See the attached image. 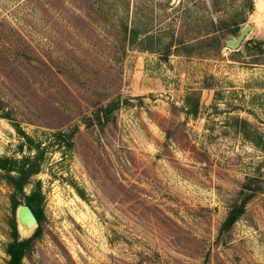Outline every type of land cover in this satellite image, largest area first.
I'll use <instances>...</instances> for the list:
<instances>
[{"label":"rangeland","instance_id":"obj_1","mask_svg":"<svg viewBox=\"0 0 264 264\" xmlns=\"http://www.w3.org/2000/svg\"><path fill=\"white\" fill-rule=\"evenodd\" d=\"M254 1L244 40L264 39ZM211 5L0 0V264L14 227L35 236L22 264H264V67ZM35 191L44 217L23 231Z\"/></svg>","mask_w":264,"mask_h":264},{"label":"trees","instance_id":"obj_2","mask_svg":"<svg viewBox=\"0 0 264 264\" xmlns=\"http://www.w3.org/2000/svg\"><path fill=\"white\" fill-rule=\"evenodd\" d=\"M212 5L207 6V10L209 13L214 11H223L224 7L226 9V19L223 22L228 24V27L233 28L232 32L233 35L238 39L242 32L243 27L247 23L249 16L255 10V1L254 0H211ZM198 6L201 8L204 6V2L198 1ZM177 7L174 8V10ZM222 21V20H221ZM198 33L199 37L196 38L199 45L205 46V52L202 55H207L210 53L211 49L207 48L210 47L212 42H219L218 36V26L216 24L215 19L211 16H204L203 14L198 17ZM172 24V23H171ZM205 25V26H202ZM128 30V27L126 28ZM172 31L171 33L174 36L175 28H170ZM132 37L131 42L135 40V38L140 34L137 26H132L130 30ZM142 35L144 36V42H150L154 40V36L149 34L146 29L143 30ZM173 44V42H172ZM178 44L182 45L186 49L191 47L190 44H186L181 40H178ZM174 47V46H173ZM168 51H172L170 44L167 46ZM242 48L252 57V62H250L253 66H262L264 67V39H250V40H243L241 45L238 48H233V53L235 55H241L243 53ZM153 51L152 48H147L146 51ZM1 110V108H0ZM0 158V169H2V164ZM245 189L242 194L245 196L240 202L235 201L234 204L231 206L230 212L228 217L224 223L225 228H230L233 226L239 218L244 214L245 207L249 202L250 196L249 194H245ZM249 191L257 192L256 190L248 189ZM33 213L35 219L40 222L44 217V208H43V196L40 192H33L29 196L26 197V204H25ZM17 209V204L15 205V210ZM35 236L27 238V239H20L18 237L17 228L14 227V235L13 241L7 244L6 246V253L8 255V259L6 264H22L24 258L31 250L33 241Z\"/></svg>","mask_w":264,"mask_h":264},{"label":"water","instance_id":"obj_3","mask_svg":"<svg viewBox=\"0 0 264 264\" xmlns=\"http://www.w3.org/2000/svg\"><path fill=\"white\" fill-rule=\"evenodd\" d=\"M246 37V32L244 33V30L241 34V36L235 41H229L228 45L233 47V48H238L240 46V44L243 42V40ZM21 215L22 217H24L25 219L29 220L30 222H34L37 221L33 215V213L31 212V210L27 207V206H23L21 209Z\"/></svg>","mask_w":264,"mask_h":264},{"label":"bare ground","instance_id":"obj_4","mask_svg":"<svg viewBox=\"0 0 264 264\" xmlns=\"http://www.w3.org/2000/svg\"><path fill=\"white\" fill-rule=\"evenodd\" d=\"M31 226H32V222H30L29 220L25 219L24 217L21 218V220H20V228L23 231H29Z\"/></svg>","mask_w":264,"mask_h":264}]
</instances>
